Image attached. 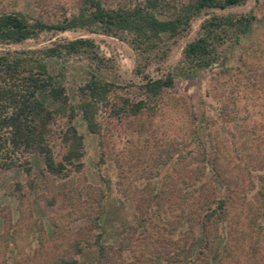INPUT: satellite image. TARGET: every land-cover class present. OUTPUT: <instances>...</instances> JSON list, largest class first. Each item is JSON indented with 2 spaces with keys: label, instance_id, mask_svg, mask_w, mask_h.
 <instances>
[{
  "label": "rangeland",
  "instance_id": "1",
  "mask_svg": "<svg viewBox=\"0 0 264 264\" xmlns=\"http://www.w3.org/2000/svg\"><path fill=\"white\" fill-rule=\"evenodd\" d=\"M42 1L39 7L37 0H0V10L19 9L32 16L42 14L48 17L57 11V3L71 0ZM182 1L173 0L171 3ZM226 13H251L255 19L247 33L233 36L220 46L223 67L180 73L178 66L183 48L197 35L203 19ZM78 37L91 38L106 59L102 77L116 87L110 97L116 93L119 99L132 101L138 98L135 85L143 83L145 78L134 71V50L118 37L83 29L42 32L21 43L2 44L0 51L20 52ZM168 46L167 58L151 63L143 72L153 78L169 72L176 75L173 87L162 93L156 110L108 118L110 107L107 106L100 111V135L90 132L80 117L73 119L83 136L84 156L80 173L62 178L52 176L43 170L42 159L37 155L30 156L32 168L29 174L21 166L0 169V264H49L52 256L65 252L68 242L76 237L77 232L86 230L89 223L84 216L68 214L75 202L86 197L88 189L94 192L100 187L109 193L105 200L93 205L101 210V218L100 227L91 229L90 234L100 233L103 242L116 247V233L121 223L137 222L136 205L148 206L155 187L160 193L158 199L165 214L173 216L178 213L180 202L185 211L194 208L196 200L191 189L203 185L204 180L191 184L198 172L193 158L186 153V149L193 146V117L212 130L214 139H207L205 129L200 132L201 137L209 154L216 156V174H222L234 188L237 203L229 210L230 216L246 222V203L260 184L259 176L264 177V0H247L227 9L203 11L180 36L170 39ZM87 67L85 59L73 57L69 60L65 84L70 94L85 81ZM38 97L48 108L58 105L46 91L39 92ZM224 110L228 114L221 115ZM65 122L66 117H57L60 126ZM178 149H182L184 156L177 162ZM53 151L58 159L63 151L62 145L55 142ZM213 155L208 161L210 167ZM248 163L254 165L250 171L245 168V165L249 167ZM216 174L213 178L220 180ZM55 214L58 216L56 224L53 223ZM35 221L46 239L43 247L37 242L38 232L33 228ZM187 225L193 237L188 240L181 259L162 264H190L196 256L203 234L199 222L190 220ZM143 241L149 245L151 238ZM223 242L222 237H214L211 264L218 260ZM96 256L97 248L90 247L78 255V264H87ZM124 256L130 259L132 255L127 250Z\"/></svg>",
  "mask_w": 264,
  "mask_h": 264
},
{
  "label": "trees",
  "instance_id": "2",
  "mask_svg": "<svg viewBox=\"0 0 264 264\" xmlns=\"http://www.w3.org/2000/svg\"><path fill=\"white\" fill-rule=\"evenodd\" d=\"M172 1H60L57 11L48 17L42 14L32 16L19 9L0 10V45L21 43L42 32L71 29L115 36L134 50V71L145 78L143 83L135 85L138 98L132 101L119 99L116 93L110 97L116 87L102 77L107 61L94 41L86 37L55 41L48 46L20 52L0 51V169L21 166L29 174L32 168L30 156L37 155L42 159L43 170L52 176L62 178L80 173L84 156L83 136L73 119L80 117L90 132L100 135V111L107 106L110 107L108 118L156 110L162 93L173 87L176 75L169 72L153 78L143 74L144 70L153 62L165 60L170 51L168 41L180 36L203 11L223 10L247 0H184L179 4H172ZM42 2L37 0V6H42ZM254 19L251 13L212 14L203 19L197 35L183 48L178 71L185 74L195 69L223 67L220 46L233 36L247 33ZM73 57L85 59L88 69L85 81L70 94L65 78L67 64ZM41 91H46L58 105L48 108L38 97ZM220 114L228 112L224 110ZM58 116L66 117L64 126L57 124ZM193 121V146L187 148L186 153L193 158L198 172L191 184L204 180L203 185L191 189L196 200L194 208L185 211L180 202L178 213L173 216L165 214L158 199L160 193L155 187L148 206L136 205L137 222L121 223L116 233V247L103 242L100 233L90 234L91 229L100 227L101 218V210L93 205L101 203L109 193L100 187L94 189L95 194L88 189L86 197L75 202L68 211L69 216L87 218L86 230L77 232L76 237L68 242V249L52 256L49 264H78V255L93 246L97 248V256L87 264L177 262L188 240L193 237L187 225L190 220L199 222L203 234L201 246L190 264H211L210 254L216 235L224 242L215 264H264V177L259 176L260 184L246 203V222L230 216L229 210L237 203L234 188L222 174H216L215 154H211V167L208 165L211 155L200 134L205 129L207 139L211 140L214 139L212 130L209 125L199 124L197 117H193ZM55 142L61 144L63 150L58 159L53 151ZM176 154L178 162L184 156L182 149ZM252 166L245 165V168L250 171ZM214 174L220 176V180L214 179ZM241 194L246 196L244 192ZM57 220L55 214L53 223L56 224ZM34 223L37 242L43 247L46 239L39 224ZM143 237V240L151 238L149 245L144 243ZM127 250L132 255L130 259L124 256Z\"/></svg>",
  "mask_w": 264,
  "mask_h": 264
}]
</instances>
